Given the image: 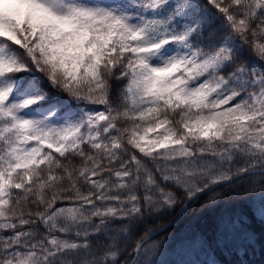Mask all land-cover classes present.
I'll return each instance as SVG.
<instances>
[{"label":"snow or ice","instance_id":"obj_1","mask_svg":"<svg viewBox=\"0 0 264 264\" xmlns=\"http://www.w3.org/2000/svg\"><path fill=\"white\" fill-rule=\"evenodd\" d=\"M234 181L264 222V0H0V264H156Z\"/></svg>","mask_w":264,"mask_h":264},{"label":"trees","instance_id":"obj_2","mask_svg":"<svg viewBox=\"0 0 264 264\" xmlns=\"http://www.w3.org/2000/svg\"><path fill=\"white\" fill-rule=\"evenodd\" d=\"M25 78L31 79V76ZM55 95L53 92V96ZM246 186L234 181L230 185L218 187L215 192L222 198L210 204L208 203L209 193L194 199L188 205L186 212L154 237L156 240H165L161 251L155 257L156 264H181L188 261L208 264L211 260H215L217 264H264V222H261L258 215V201L254 204L251 197L244 198ZM179 211L180 208L177 207L175 211L148 219L146 225H141L137 229V234L143 231L145 226L157 229L167 224L177 216ZM225 212L245 214L251 232L250 241L237 235L227 246L222 245L215 251L200 250L199 244L195 247L189 246L194 238L211 239L215 219ZM254 212H256L255 215ZM95 242L96 238H93V243Z\"/></svg>","mask_w":264,"mask_h":264},{"label":"water","instance_id":"obj_3","mask_svg":"<svg viewBox=\"0 0 264 264\" xmlns=\"http://www.w3.org/2000/svg\"><path fill=\"white\" fill-rule=\"evenodd\" d=\"M220 186H223V185H220ZM220 186H218V187H220ZM205 193H206V192H205ZM181 214H182V212L180 211V213L178 214L177 217H179ZM175 220H176V218H175L174 220L170 221L169 223H167L166 225H164V226L158 228V229H163V230H165L169 225H171L172 223H174ZM163 230H162V231H163ZM162 231H159L158 233H160V232H162Z\"/></svg>","mask_w":264,"mask_h":264}]
</instances>
